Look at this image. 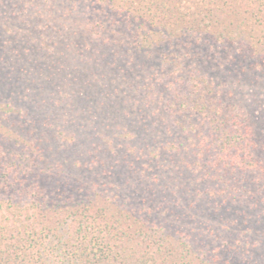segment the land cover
I'll use <instances>...</instances> for the list:
<instances>
[{"label":"trees","instance_id":"obj_1","mask_svg":"<svg viewBox=\"0 0 264 264\" xmlns=\"http://www.w3.org/2000/svg\"><path fill=\"white\" fill-rule=\"evenodd\" d=\"M0 17V264L264 250V0H0Z\"/></svg>","mask_w":264,"mask_h":264},{"label":"rangeland","instance_id":"obj_2","mask_svg":"<svg viewBox=\"0 0 264 264\" xmlns=\"http://www.w3.org/2000/svg\"><path fill=\"white\" fill-rule=\"evenodd\" d=\"M20 24H22V22H20ZM6 27H7V25H5V28ZM3 31H5V29L0 28V35L2 34ZM6 41H9V40H7L5 37H3V35H1L0 36V46L1 47L6 46ZM4 42H5V44H4ZM0 100L1 101L6 100V97H4L3 95L0 96ZM0 104L2 106L1 102H0ZM253 110H254L255 115L257 117V122L259 124L260 133L262 134V137H264V107H263V104L254 105ZM245 243H247V242L245 241ZM247 257H248L247 260L244 261L243 257H241V256L235 257V256L229 254V255H227L225 260H226V262L228 261L229 264H264V250L258 251V253H256L255 255L254 254L248 255ZM233 258H235V259H233Z\"/></svg>","mask_w":264,"mask_h":264}]
</instances>
